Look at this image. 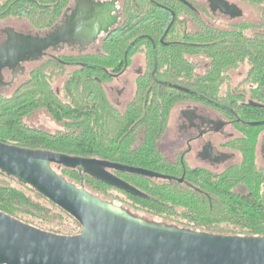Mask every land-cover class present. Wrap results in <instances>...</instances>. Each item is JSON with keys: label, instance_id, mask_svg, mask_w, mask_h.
<instances>
[{"label": "trees", "instance_id": "16d2710c", "mask_svg": "<svg viewBox=\"0 0 264 264\" xmlns=\"http://www.w3.org/2000/svg\"><path fill=\"white\" fill-rule=\"evenodd\" d=\"M159 1L166 8L156 12L155 21L144 24L134 19L141 0L127 1L121 26L132 39L143 28L146 34L157 30L163 34L173 20L169 33L175 31L172 41L177 43L158 46L163 51L160 64L165 68L161 84L154 77V56L147 53L143 63L149 76L134 88V99L125 112H112L106 89L91 76V71L66 69L58 60L44 59L31 70V77L19 87L13 99L0 98V142L150 171L155 176L109 171L137 191L131 193L80 175L77 170L51 165L66 181L79 187L82 180L88 192L114 205L117 198L111 192H117L135 214L159 218L167 224H173L177 218L185 222L181 229L196 232L211 234L219 224H227L244 231L245 237H264V193L257 178L250 175L241 179L234 175L215 180L200 177L179 183L172 177L169 163L159 149L175 106L188 96L218 95L222 86H231L233 77L229 72L232 70L245 69L243 80L253 86V101L264 105V0H235L251 7L257 19L221 27L211 24L215 19V1L207 5L198 0H184L188 5L177 0ZM23 2L15 6V0H0V22L28 11ZM227 15L243 17L241 11L229 10ZM30 26L43 30L52 27L53 22H33ZM154 40L158 43V39ZM188 55L192 56L191 60ZM54 76L64 78L58 92L51 87ZM227 112V118L230 113L233 115ZM40 114L47 115L60 130L51 133L25 123ZM248 119L261 125L255 129L256 135L251 141L254 144L264 128V109L255 110V115ZM19 185L35 198L46 200L30 187ZM0 212L19 221L18 216H24L54 222L48 210L10 186L0 185Z\"/></svg>", "mask_w": 264, "mask_h": 264}, {"label": "flooded vegetation", "instance_id": "af4514ba", "mask_svg": "<svg viewBox=\"0 0 264 264\" xmlns=\"http://www.w3.org/2000/svg\"><path fill=\"white\" fill-rule=\"evenodd\" d=\"M22 1L28 11L1 22L10 19L33 28L30 23L52 21L53 26L46 30L35 29V33L31 30L17 31L9 28L10 32L4 34L1 45L31 39L37 42L45 41V49H39L32 58L15 62L11 69L0 71V98L13 99L19 86L23 84L18 83V80L24 73V64L35 63L41 59L58 60L66 69L91 71V76L106 89L108 105L112 112H125L134 99V88L140 80L149 76L143 63L147 53L153 55L156 61L154 77L158 85L163 82L165 68L160 64L163 51H159L158 46L167 47L168 44L177 43L172 41V37L176 36L175 31L169 33L173 20L168 23L163 34L160 30L146 34L143 28L139 35L130 39L131 34L121 26L129 0H60L57 3L45 0ZM212 1L217 2L213 7H218L222 14H228L229 10L234 11L229 5H219L224 4L221 1L207 0V3ZM20 2L21 0H15V6ZM107 5L111 7L100 16L92 15L93 9ZM140 6L134 19L142 24L155 21L156 12H160L162 7L166 8L159 0H141ZM170 14L173 16V13ZM97 21L108 25L104 30L94 33V24ZM71 22L78 24L75 31L72 34L59 35L65 25ZM4 31H0V37ZM154 39H158V43ZM188 59L191 60L192 56L188 55ZM239 70L241 69L232 70L229 74L242 75L237 73ZM243 77L236 83L233 80L230 87L222 86L216 96H188L173 109L179 111L176 117L179 125L174 138L170 140V146L173 148L171 157L160 151L169 163L172 177L179 183L195 181L200 177L215 180L234 175L241 179L250 175L261 182V192L264 193V150L261 145L264 128L258 133L256 143L251 144L256 135L255 129L261 125L248 119L255 115V110H263L264 105L253 101V86L243 80ZM170 86L179 88L174 84ZM129 87H132V91L124 95ZM5 88L12 89L8 97L3 94ZM227 111L233 112L229 118L226 117ZM168 130L169 127L164 135H168Z\"/></svg>", "mask_w": 264, "mask_h": 264}, {"label": "water", "instance_id": "95a60500", "mask_svg": "<svg viewBox=\"0 0 264 264\" xmlns=\"http://www.w3.org/2000/svg\"><path fill=\"white\" fill-rule=\"evenodd\" d=\"M110 7L99 6L92 15L100 16ZM228 7L234 9L230 12H239ZM77 25L66 24L59 35L72 34ZM107 25L97 21L93 32ZM24 40L0 45V53L17 51L16 45ZM261 145L264 150V137ZM52 164L131 193L137 191L110 170L155 176L141 168L100 159L0 142V173L30 187L80 226L76 235H58L0 212V264H264V237L214 235L147 222L88 192L82 180L79 187L66 181L52 170Z\"/></svg>", "mask_w": 264, "mask_h": 264}, {"label": "rangeland", "instance_id": "374dc122", "mask_svg": "<svg viewBox=\"0 0 264 264\" xmlns=\"http://www.w3.org/2000/svg\"><path fill=\"white\" fill-rule=\"evenodd\" d=\"M198 1H201L202 4L207 5V0H198ZM216 1H221L224 4L235 7L237 11L242 12L243 17L238 19L237 17H231L230 15L222 14L220 9L217 7L215 8V11H214L215 19L213 20V23H211L213 26L221 27V26H224V24L226 23L234 24V23L241 22V21L250 22V21H255L257 19L256 12L253 11L251 7L245 4L236 2L235 0H216ZM9 28L16 29L17 31L18 30H25V31L31 30L33 33L37 31L34 28H30L28 24L17 23L14 20L9 19L6 22H1L0 31L2 30H5V31L3 33V36L0 37V45L4 40V36L10 32ZM34 35L35 34H32V36ZM16 49L17 51L0 53V69L1 68H3L4 70L11 69L12 64L15 61H23L26 58H32L33 56H35L36 52H38L39 49H45V41L42 43H37V42H34V40L27 39V40H24L23 43L17 44ZM41 56L43 57L45 55H41ZM43 60L44 59H41L40 61L35 62V63L24 64V67H25L24 73L21 76H19L18 83H21V82L25 83L32 75L31 70ZM244 72H245V69H241L237 73L242 74V75H238L236 73L231 74L233 77L234 83H236L243 77ZM63 81H64L63 77L54 76L51 80L52 89L58 92L63 84ZM128 91L131 92L132 87L127 88L126 92H124V95L130 94ZM11 93H12V89H6V88L3 89V94L6 97L10 96ZM178 112L179 111H172L169 125H168L169 127L168 135L167 134L164 135L159 144V149L163 151L167 157H171V154H172L171 151L173 148L170 146V140L174 138L175 136L174 133L177 131V127L179 125L178 121H176V117H178ZM25 123L29 126H33L38 129H44L51 133H54L60 130V128L55 123H53L47 115H44V114H40L36 119L26 120ZM9 144H13V143L10 142ZM0 185L10 186V187H13L25 193L33 201H35L36 203L44 207L46 210H48L49 216L54 218V222H43L37 218L18 216L21 222L27 225H30L32 227H35L37 229L50 232V233H54V234H58V235H72L75 231H77L78 224L73 218H71L69 215H67L66 213H64L62 210L58 208H52L46 200L35 198V196L31 192L21 187L15 181L0 175ZM111 194L113 197L117 198V200H115L116 206L123 208L128 213H130L131 215L137 218L143 219L147 222H151L155 224H163L167 226H174L177 228H181V226L185 225L184 221L177 219V218H174L173 224H167V223H164L159 218H153V217H148L145 215L135 214L132 212L131 208L128 205L122 202V195L118 194L117 192H111ZM95 196L99 197V195H96V194ZM197 232H204V231H197ZM243 233L244 231L240 230L239 228L233 225H227V224H219L215 228V230L211 232V234L222 235V236H243L242 235Z\"/></svg>", "mask_w": 264, "mask_h": 264}, {"label": "built area", "instance_id": "2783aa9c", "mask_svg": "<svg viewBox=\"0 0 264 264\" xmlns=\"http://www.w3.org/2000/svg\"><path fill=\"white\" fill-rule=\"evenodd\" d=\"M77 223V222H76ZM78 224V223H77ZM80 232V226L79 224L77 225V231H75L72 235H76Z\"/></svg>", "mask_w": 264, "mask_h": 264}]
</instances>
